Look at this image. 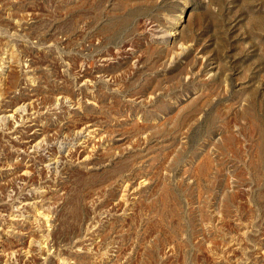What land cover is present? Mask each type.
<instances>
[{"label": "rangeland", "instance_id": "1", "mask_svg": "<svg viewBox=\"0 0 264 264\" xmlns=\"http://www.w3.org/2000/svg\"><path fill=\"white\" fill-rule=\"evenodd\" d=\"M0 264H264V0H0Z\"/></svg>", "mask_w": 264, "mask_h": 264}, {"label": "bare ground", "instance_id": "2", "mask_svg": "<svg viewBox=\"0 0 264 264\" xmlns=\"http://www.w3.org/2000/svg\"><path fill=\"white\" fill-rule=\"evenodd\" d=\"M152 29V28H151ZM85 81V80H84ZM87 82V81H86ZM81 84H82V81H81ZM71 103V102H70ZM25 104V103H24ZM26 105V104H25ZM25 105H23V106H25ZM19 112H20V108H15L13 111H9L7 114H5V115H3L4 116V118L6 119V120H12V119H14V118H16V116L19 114ZM21 115V114H20ZM20 117V116H19ZM29 119V118H28ZM18 120V119H17ZM12 122V121H11ZM30 124H31V122H30ZM86 126V125H85ZM84 126V127H85ZM14 127H16V126H14ZM83 127V128H84ZM82 128V127H81ZM80 128V129H81ZM43 130V129H42ZM77 134H78V142H77V144L78 145H80V146H82V147H88V145L89 144H91L92 142H93V140L95 139V137H96V130H94V129H92L91 127H87L86 126V128H84V129H81L79 132H77ZM39 141V140H38ZM37 142V141H36ZM27 145H29V147H34L35 146V143H32L31 141H26L25 142ZM61 146V145H60ZM84 149V148H83ZM87 149V148H86ZM57 150V149H56ZM86 151V150H85ZM85 158V157H84ZM83 159V158H82ZM58 163V162H57ZM51 164H55V159L53 160V159H49L47 162H46V164H45V166H50ZM53 167V166H52ZM28 173V172H27ZM27 173L23 170V172H21L20 173V175H19V178L20 179H22V180H26V178H27ZM127 187V186H126ZM127 188H125L124 187V191H126L127 192ZM29 193V192H28ZM123 194V193H122ZM126 195V194H125ZM133 197V196H132ZM122 199V198H121ZM135 199V198H134ZM35 204H36V202L33 200V198H22L20 201H18V203H17V206H18V208L17 207H15V208H17V209H20V210H22V211H31L32 209H33V207L35 206ZM14 208V209H15ZM16 209V210H17ZM21 211V212H22ZM24 213V212H23ZM26 215V214H25ZM17 216H21V215H14L13 214V217L12 218H10V219H12L13 221H18V220H21V219H18V218H16ZM30 217V216H29ZM26 254V253H25ZM26 256V255H25ZM28 256V255H27Z\"/></svg>", "mask_w": 264, "mask_h": 264}]
</instances>
